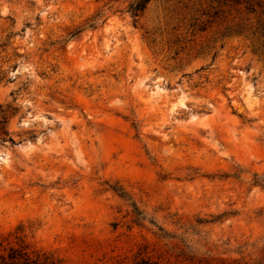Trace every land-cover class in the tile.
I'll return each mask as SVG.
<instances>
[{"label": "rangeland", "instance_id": "obj_1", "mask_svg": "<svg viewBox=\"0 0 264 264\" xmlns=\"http://www.w3.org/2000/svg\"><path fill=\"white\" fill-rule=\"evenodd\" d=\"M0 0V255L264 264V0Z\"/></svg>", "mask_w": 264, "mask_h": 264}, {"label": "trees", "instance_id": "obj_2", "mask_svg": "<svg viewBox=\"0 0 264 264\" xmlns=\"http://www.w3.org/2000/svg\"><path fill=\"white\" fill-rule=\"evenodd\" d=\"M150 0H134L129 4L128 12L133 18L139 17L146 9ZM0 264H42L38 259H32L24 248H10L8 255H0ZM134 264H156L147 259H141Z\"/></svg>", "mask_w": 264, "mask_h": 264}]
</instances>
